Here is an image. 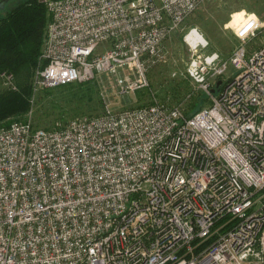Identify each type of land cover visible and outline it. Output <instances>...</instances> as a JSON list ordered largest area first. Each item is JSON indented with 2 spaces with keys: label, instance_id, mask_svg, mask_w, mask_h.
<instances>
[{
  "label": "built area",
  "instance_id": "2783aa9c",
  "mask_svg": "<svg viewBox=\"0 0 264 264\" xmlns=\"http://www.w3.org/2000/svg\"><path fill=\"white\" fill-rule=\"evenodd\" d=\"M41 1L50 22L36 84L132 67L116 79L130 93L150 87L146 68L205 0ZM256 26L239 30L229 59L192 58L188 75L209 97L192 116L156 100L119 112L105 103L53 129L1 125L0 264H264V46L248 47Z\"/></svg>",
  "mask_w": 264,
  "mask_h": 264
},
{
  "label": "rangeland",
  "instance_id": "374dc122",
  "mask_svg": "<svg viewBox=\"0 0 264 264\" xmlns=\"http://www.w3.org/2000/svg\"><path fill=\"white\" fill-rule=\"evenodd\" d=\"M15 2H9L6 9ZM5 10V9H4ZM256 26V34L248 42L249 50L264 46V0H205L186 20L179 25L163 42L162 58L146 68L145 73L150 87L135 92L122 93L117 83L118 75H135L132 67L121 68L118 74L99 72L86 81L82 92L88 97L80 100L70 95L77 88L65 84L63 88L45 87L36 84V70L32 77L35 86L32 110L20 119L31 122L35 128L53 129L67 125L74 117L96 116L105 111V103L114 112L150 104L156 100L169 106L179 105L190 109L194 98L206 92L188 75V67L196 54L220 53L223 59H229L238 47L239 30L251 25ZM260 24V27L258 25ZM197 29L207 41V46L195 51L189 43L188 34ZM233 70L230 66V72ZM15 78L7 73H0V93L14 87ZM79 90V88H78ZM81 92V91H80ZM74 94V93H73ZM207 105V104H206ZM2 122V124H7ZM11 120V121H12Z\"/></svg>",
  "mask_w": 264,
  "mask_h": 264
},
{
  "label": "trees",
  "instance_id": "16d2710c",
  "mask_svg": "<svg viewBox=\"0 0 264 264\" xmlns=\"http://www.w3.org/2000/svg\"><path fill=\"white\" fill-rule=\"evenodd\" d=\"M13 6L0 11V73L11 74L16 85L0 93V126L2 122L20 119L32 110L35 70L46 65L42 58L50 14L41 0H13ZM11 3V2H10ZM86 82L69 83L77 88L70 95L80 100L86 96L83 90ZM65 85H62L63 88ZM79 88V90H78ZM81 91V92H80ZM88 100L90 96L87 94ZM209 103L207 94L194 98L190 109H183L186 116H192ZM8 122V123H9ZM51 129V128H50Z\"/></svg>",
  "mask_w": 264,
  "mask_h": 264
},
{
  "label": "bare ground",
  "instance_id": "6f19581e",
  "mask_svg": "<svg viewBox=\"0 0 264 264\" xmlns=\"http://www.w3.org/2000/svg\"><path fill=\"white\" fill-rule=\"evenodd\" d=\"M188 39L193 43L206 41V38L198 30H193Z\"/></svg>",
  "mask_w": 264,
  "mask_h": 264
},
{
  "label": "water",
  "instance_id": "95a60500",
  "mask_svg": "<svg viewBox=\"0 0 264 264\" xmlns=\"http://www.w3.org/2000/svg\"><path fill=\"white\" fill-rule=\"evenodd\" d=\"M13 0H0V11L4 10L9 2ZM221 83V80L218 82V84ZM214 90V89H213Z\"/></svg>",
  "mask_w": 264,
  "mask_h": 264
}]
</instances>
